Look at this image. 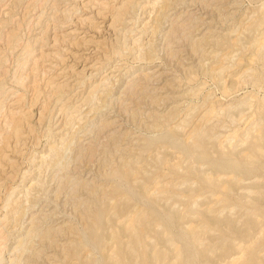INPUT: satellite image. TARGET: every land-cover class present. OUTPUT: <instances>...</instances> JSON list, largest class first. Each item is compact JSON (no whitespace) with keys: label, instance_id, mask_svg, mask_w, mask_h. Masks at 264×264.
I'll list each match as a JSON object with an SVG mask.
<instances>
[{"label":"rangeland","instance_id":"1","mask_svg":"<svg viewBox=\"0 0 264 264\" xmlns=\"http://www.w3.org/2000/svg\"><path fill=\"white\" fill-rule=\"evenodd\" d=\"M0 1V264H264V0Z\"/></svg>","mask_w":264,"mask_h":264},{"label":"bare ground","instance_id":"2","mask_svg":"<svg viewBox=\"0 0 264 264\" xmlns=\"http://www.w3.org/2000/svg\"><path fill=\"white\" fill-rule=\"evenodd\" d=\"M0 2H1V1H0ZM1 3H2V2H1ZM0 6H1V5H0ZM70 124H71V123H70ZM73 137H74V136H73ZM258 150H259V149H258ZM258 150H257V151H258ZM257 151H256V152H257ZM259 152H260V151H259ZM223 158H224V159H223ZM223 158H222V159H223L222 161L225 160V157H223ZM204 159H205V158H204ZM226 159H227V158H226ZM229 160H230V159H229ZM229 160H228V161H229ZM234 161H235V160H234ZM237 162H238V161H237ZM216 163H218V164L220 165V161H219V162L217 161ZM228 163H229V162H228ZM241 163H242V162H241ZM246 163H247V162H246ZM218 164H216V165H218ZM237 164H238V163H237ZM247 164H249V163H247ZM227 165H229V164H227ZM231 165H232V164H231ZM231 165H229V166H231ZM234 165H236V164H234ZM234 165H233V168L235 167ZM239 165H240V164H239ZM213 166H214V165H213ZM236 166H238V165H236ZM242 166H243V165H242ZM242 166H240V167L242 168ZM219 167H220V166H219ZM221 167H222V166H221ZM235 168H236V167H235ZM238 168H239V166H238ZM238 168H237V169H238ZM241 168H240V169H241ZM245 168H246V167H244V169H245ZM256 168H257V167H256ZM222 169H223V167H222ZM225 169H226V168H225ZM214 170H215V169H214ZM238 170H239V169H238ZM252 170H253V169H252ZM255 170H256V169H255ZM259 170H260V169H259ZM226 171H227V170H226ZM241 171H242V170H241ZM245 171H246V170H245ZM256 172H257V171H256ZM232 173H233V172H232ZM251 173H252V172H251ZM220 174H221V173H220ZM249 174H250V173H249ZM226 175H228V174H226ZM239 175H240V174H239ZM251 175H252V174H251ZM210 181H211V180H210ZM213 182H214V181H213ZM211 186H214V185H211ZM140 194H141V193H140ZM23 211H24V210H22V212H23ZM26 211H27V210H26ZM24 213H25V212H24ZM21 214H23V213H21ZM171 215H172V214H171ZM171 215H170V216H171ZM173 215H174V214H173ZM22 217H23V216H22ZM168 219H170V217H169ZM33 220H34V219H33ZM209 220H210V219H209ZM171 221H172V220H171ZM213 221H214V220H213ZM215 221H216V220H215ZM19 222H20V221H19ZM30 222H31V221H30ZM132 222H133V221H132ZM211 222H212V220H211ZM216 222H217V221H216ZM33 223H34V221H33ZM214 223H215V222H214ZM34 224H35V223H34ZM130 225H131V224H130ZM130 225H128V227H130ZM33 226H34V225H33ZM131 226H132V225H131ZM133 228H134V227H133ZM32 230H33V229H32ZM126 231L130 233V231H132V227H130L129 229L127 228ZM128 235H129V234H128ZM28 236H30V235H28ZM137 240H139V239H137ZM133 241H134V240H133ZM133 241H132V243H133ZM138 243H139V242H138ZM21 244H23V243H21ZM133 245H135V244L133 243ZM128 249H129V248H128ZM128 249H127V250H128ZM129 251H130V250H129ZM185 253H186V252H185Z\"/></svg>","mask_w":264,"mask_h":264}]
</instances>
